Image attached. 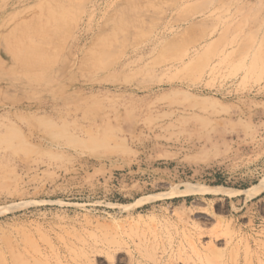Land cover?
Wrapping results in <instances>:
<instances>
[{
	"label": "rangeland",
	"instance_id": "1",
	"mask_svg": "<svg viewBox=\"0 0 264 264\" xmlns=\"http://www.w3.org/2000/svg\"><path fill=\"white\" fill-rule=\"evenodd\" d=\"M152 1L0 0V264H264V0Z\"/></svg>",
	"mask_w": 264,
	"mask_h": 264
},
{
	"label": "bare ground",
	"instance_id": "2",
	"mask_svg": "<svg viewBox=\"0 0 264 264\" xmlns=\"http://www.w3.org/2000/svg\"><path fill=\"white\" fill-rule=\"evenodd\" d=\"M147 3L149 2H153L152 0H146ZM141 4H144V1L142 3H136L137 6H140ZM225 4L226 6L230 7L231 6V0H225ZM239 7V5H238ZM264 180V179H263ZM261 181V183L257 184L254 187V192H261L264 189V181ZM207 187V186H206ZM251 189V188H250ZM249 189V190H250ZM207 190L210 193H214V194H219V193H230L233 191H237L235 189H230L229 187H223V186H208ZM247 191V190H246ZM207 192V191H206ZM247 193V192H246ZM249 194V193H248ZM3 264H18L16 260H12L11 262H4Z\"/></svg>",
	"mask_w": 264,
	"mask_h": 264
}]
</instances>
